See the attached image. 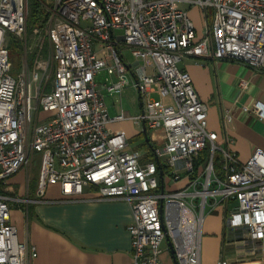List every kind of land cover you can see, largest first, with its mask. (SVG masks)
I'll return each mask as SVG.
<instances>
[{
  "label": "built area",
  "instance_id": "2783aa9c",
  "mask_svg": "<svg viewBox=\"0 0 264 264\" xmlns=\"http://www.w3.org/2000/svg\"><path fill=\"white\" fill-rule=\"evenodd\" d=\"M28 4L0 0V264H31L37 257L34 246L18 241L10 210L45 203L53 185L64 202L91 189L89 201L125 202L132 264H164L168 244L173 264H200L203 221L218 208L225 228L257 256L264 241V151L241 163L217 144L207 130V106L179 64L185 57L233 61L264 74V0H43L45 58L54 69L39 57L12 77L8 38L25 41ZM179 7L199 11L206 22L201 36ZM102 72L108 95L120 96L128 84L135 90L140 112L132 123L160 132L150 161L127 151L124 134L108 130L127 118L108 116L95 82ZM260 109L243 111L261 117ZM221 121L229 124L230 115L224 112ZM35 154L36 200L9 196L8 180Z\"/></svg>",
  "mask_w": 264,
  "mask_h": 264
},
{
  "label": "crops",
  "instance_id": "0c3cea01",
  "mask_svg": "<svg viewBox=\"0 0 264 264\" xmlns=\"http://www.w3.org/2000/svg\"><path fill=\"white\" fill-rule=\"evenodd\" d=\"M198 15L196 9H190L197 35L201 36L205 30L200 31ZM125 59L135 64L128 54ZM179 68L190 77L197 97L207 106V130L217 135L219 146L235 153L241 163L247 162L255 150L264 151V74L239 62L189 57L181 60ZM101 75L97 88L104 98L107 76L104 72ZM110 81L115 82L116 78L112 76ZM241 81L246 83L245 89L239 87ZM106 96L110 100L104 101L108 116L123 114L127 118L108 124V130L124 134L127 151L139 152L142 162L150 161L152 148L160 143L161 134L146 130L145 139L142 126H135L130 120L140 112L135 90L128 84L120 96ZM254 104H259L261 117L243 111L252 109ZM224 112L230 115L231 122L223 126ZM26 173L21 170L8 180V194L34 201L37 178L30 183ZM93 195L92 189L86 190L82 199L64 202L60 188L53 185L45 190V203H29L23 209L11 204L10 223L16 228L18 241L36 249L37 257L31 264H132L131 238L127 232L132 220L130 207L122 201H89ZM224 215L223 209L218 208L205 216L200 264H218L220 260L227 264H264V241L261 252L250 256L247 248L237 242V235L225 228ZM161 260L173 264L168 251L163 252Z\"/></svg>",
  "mask_w": 264,
  "mask_h": 264
},
{
  "label": "rangeland",
  "instance_id": "374dc122",
  "mask_svg": "<svg viewBox=\"0 0 264 264\" xmlns=\"http://www.w3.org/2000/svg\"><path fill=\"white\" fill-rule=\"evenodd\" d=\"M43 1V0H41ZM47 3L49 0H45ZM42 7V5H41ZM184 10L187 9V7H179ZM43 9V7H42ZM44 10V9H43ZM188 10V9H187ZM197 10V9H196ZM198 12V22H199V28L200 31L205 30L206 22L203 19L202 15ZM46 13V12H45ZM188 14L192 22L194 21L193 18L190 16V10H188ZM211 10L207 11V17L209 22L211 21ZM28 18V16H27ZM195 22V21H194ZM45 26L42 29H33L30 33L27 32V23H26V35H25V41L16 39L14 36H9L8 38V60L11 65V72L10 75L12 77H16V75L22 70L23 64H27V68L29 70L32 69V63L35 60V58H43L44 59V64L48 63V71H53L54 65L52 66V63L45 58L48 54V42L46 41V36H45ZM35 30L38 32V35H35ZM12 37V38H11ZM13 37L19 42V46L21 48V52L18 49V45L13 39ZM101 75V73H100ZM96 77V85L98 86L100 83V80H102V75ZM52 76V75H51ZM51 76L49 77V82H48V87L50 86L51 83ZM103 83V82H101ZM127 88V87H126ZM48 89V88H47ZM105 93L104 101L107 103L110 102L109 97H107ZM138 102V100H137ZM134 108L136 111H138V105L137 103L134 102ZM42 119V116H41ZM39 163H40V156L38 154H35L33 157V162L32 164L26 169V176L29 178L30 183L34 181L35 178H38V173H39ZM162 248H166V242L164 241L162 244Z\"/></svg>",
  "mask_w": 264,
  "mask_h": 264
},
{
  "label": "trees",
  "instance_id": "16d2710c",
  "mask_svg": "<svg viewBox=\"0 0 264 264\" xmlns=\"http://www.w3.org/2000/svg\"><path fill=\"white\" fill-rule=\"evenodd\" d=\"M40 1L41 0H29L28 18H27V32L28 33H30L33 29H42L45 26L46 13L42 9ZM207 22H209L208 19H207ZM13 39L15 40L14 43L18 45V49L21 52V48L18 44L19 42L14 37ZM7 49H8V45H7ZM206 156H207V151H204L201 154L200 159L196 165L202 163L205 160ZM23 206L24 205H16V207L21 208V209L24 208Z\"/></svg>",
  "mask_w": 264,
  "mask_h": 264
},
{
  "label": "water",
  "instance_id": "95a60500",
  "mask_svg": "<svg viewBox=\"0 0 264 264\" xmlns=\"http://www.w3.org/2000/svg\"><path fill=\"white\" fill-rule=\"evenodd\" d=\"M142 133H143V136L146 139L147 137H146V129H145V127H142ZM168 249H169L170 254H172V250H171L170 244H168Z\"/></svg>",
  "mask_w": 264,
  "mask_h": 264
}]
</instances>
